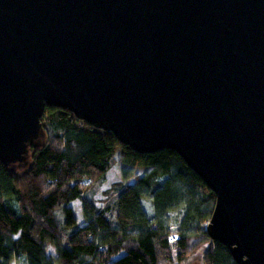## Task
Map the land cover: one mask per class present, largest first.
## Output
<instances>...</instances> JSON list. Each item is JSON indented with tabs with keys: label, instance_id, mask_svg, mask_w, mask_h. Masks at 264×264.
Masks as SVG:
<instances>
[{
	"label": "water",
	"instance_id": "1",
	"mask_svg": "<svg viewBox=\"0 0 264 264\" xmlns=\"http://www.w3.org/2000/svg\"><path fill=\"white\" fill-rule=\"evenodd\" d=\"M139 154L177 152L216 196L206 231L264 264V0H0V161L31 166L45 108Z\"/></svg>",
	"mask_w": 264,
	"mask_h": 264
},
{
	"label": "trees",
	"instance_id": "2",
	"mask_svg": "<svg viewBox=\"0 0 264 264\" xmlns=\"http://www.w3.org/2000/svg\"><path fill=\"white\" fill-rule=\"evenodd\" d=\"M42 123L48 142L32 148L24 174L0 161V264H163L171 245L184 260L190 243L209 238L216 196L177 152L136 153L68 110L47 106ZM118 147L122 163L149 169L119 193L115 224L85 203V224L65 244L55 210L62 207L65 228L75 227L70 203L82 197L80 181L103 182ZM204 263L236 264L217 241Z\"/></svg>",
	"mask_w": 264,
	"mask_h": 264
},
{
	"label": "rangeland",
	"instance_id": "3",
	"mask_svg": "<svg viewBox=\"0 0 264 264\" xmlns=\"http://www.w3.org/2000/svg\"><path fill=\"white\" fill-rule=\"evenodd\" d=\"M49 117V115H48ZM48 142V135L46 136V143ZM124 150L118 147L115 151L113 161L109 170L107 171L104 181L96 183V186L84 185L88 183L83 179L80 184L82 197L70 203L75 217L77 218V225L71 228H65L63 226L65 216L62 207L55 210V217L59 224L61 225V235L62 240L67 244L70 236L81 226L85 224V219L83 215V206L88 203L89 206H93L98 211L105 210V217L110 221L111 224L116 223L117 215V201L119 193L128 185L134 183L137 178L141 177L145 171L149 168L146 166H136L132 167L130 165L121 162V157L123 156ZM32 156V149L30 152V157ZM32 163V161H31ZM27 171V169H17L14 173L16 175H22ZM132 172L130 177H126ZM149 209V208H148ZM207 225V224H206ZM18 235H15L17 238ZM213 246V240L209 238H204L200 241L196 240L189 244L188 253L184 260H179L177 258V247L171 245V257L170 262L163 264H205L204 255ZM49 253L54 254V246H50ZM15 264V263H12Z\"/></svg>",
	"mask_w": 264,
	"mask_h": 264
}]
</instances>
